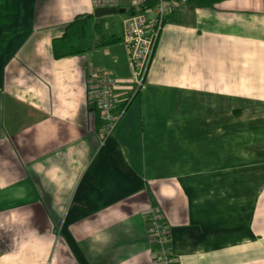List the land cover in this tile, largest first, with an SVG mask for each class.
<instances>
[{
	"label": "crops",
	"instance_id": "0c3cea01",
	"mask_svg": "<svg viewBox=\"0 0 264 264\" xmlns=\"http://www.w3.org/2000/svg\"><path fill=\"white\" fill-rule=\"evenodd\" d=\"M138 6L97 18L90 0H0V264H160L152 207L177 264H264V0L180 6L104 140L88 78L111 70L126 104ZM82 14L92 43L55 58Z\"/></svg>",
	"mask_w": 264,
	"mask_h": 264
},
{
	"label": "built area",
	"instance_id": "2783aa9c",
	"mask_svg": "<svg viewBox=\"0 0 264 264\" xmlns=\"http://www.w3.org/2000/svg\"><path fill=\"white\" fill-rule=\"evenodd\" d=\"M94 8L117 7L121 0H90ZM148 0H136L137 5ZM155 6L146 11L128 14L123 21L122 42L126 47L134 70L133 86L129 99L123 108L115 105V87L117 84L113 72L109 69L94 71L88 78V84L103 121V139L115 133L125 115L129 102L144 88L153 60L156 45L170 15L185 0H154ZM149 234L155 247V257L160 264H177L168 248V231L161 211L152 207L149 210Z\"/></svg>",
	"mask_w": 264,
	"mask_h": 264
},
{
	"label": "trees",
	"instance_id": "16d2710c",
	"mask_svg": "<svg viewBox=\"0 0 264 264\" xmlns=\"http://www.w3.org/2000/svg\"><path fill=\"white\" fill-rule=\"evenodd\" d=\"M181 2L183 0H175ZM224 0H185V6L190 7H203V6H214ZM155 6L154 0L145 1L143 4L136 7H131L129 9V14H134L140 11H146L147 9L153 8ZM181 8V7H179ZM178 8V9H179ZM178 9L176 11H178ZM175 11V12H176ZM92 18V14H82L75 17L67 26L62 36L55 38L53 41V52L55 58H64L68 56H74L81 54L85 51L82 46V40L86 36V25L89 20ZM98 29L101 31V28L97 25ZM108 37L107 35H101L100 40L97 43V47L104 46L107 43L115 42V37H112V41H102ZM123 104L120 108H123ZM99 122L100 129L103 128V121L101 119L99 111Z\"/></svg>",
	"mask_w": 264,
	"mask_h": 264
},
{
	"label": "water",
	"instance_id": "95a60500",
	"mask_svg": "<svg viewBox=\"0 0 264 264\" xmlns=\"http://www.w3.org/2000/svg\"><path fill=\"white\" fill-rule=\"evenodd\" d=\"M126 8H118V7H99L95 9L94 15L99 18L106 15H112L117 13H126Z\"/></svg>",
	"mask_w": 264,
	"mask_h": 264
},
{
	"label": "rangeland",
	"instance_id": "374dc122",
	"mask_svg": "<svg viewBox=\"0 0 264 264\" xmlns=\"http://www.w3.org/2000/svg\"><path fill=\"white\" fill-rule=\"evenodd\" d=\"M124 14H116L115 16L118 17H122ZM111 23V22H110ZM116 25V24H115ZM94 24L90 23L87 27V37L84 39L83 41V45L84 46H89V44L92 43L93 39H94V35H95V30H94Z\"/></svg>",
	"mask_w": 264,
	"mask_h": 264
}]
</instances>
